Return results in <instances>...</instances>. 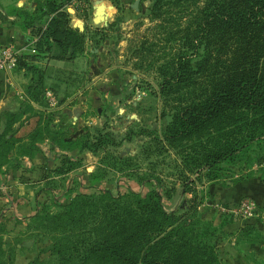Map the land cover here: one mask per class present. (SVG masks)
Returning a JSON list of instances; mask_svg holds the SVG:
<instances>
[{
  "label": "trees",
  "instance_id": "16d2710c",
  "mask_svg": "<svg viewBox=\"0 0 264 264\" xmlns=\"http://www.w3.org/2000/svg\"><path fill=\"white\" fill-rule=\"evenodd\" d=\"M40 1L24 24L38 35L36 50L55 47L56 58L73 59L82 52L84 37L69 26L63 9L72 0ZM172 8L191 12L187 26L178 28L188 53L177 51L157 68L158 97L172 109L171 120L162 130L163 141L173 149H190L187 155L197 170L212 168L264 137V0H150V18L161 20L158 26L167 34L165 42L175 38L172 29L163 27L172 23L166 18ZM21 14L26 18V12ZM37 57L18 55L14 69L28 66L26 60ZM5 116L0 145L8 150L12 140L4 136L20 116L7 112ZM51 139L66 150L86 149L98 155L106 148L103 135L80 142L53 131ZM77 165L63 157L55 172ZM105 172L102 165L91 173L89 186L104 178ZM229 191L231 196L220 198L223 204L249 198L264 207L261 184L243 180ZM55 207L59 210L52 215L43 212L30 218L52 235L49 252L57 264H217L204 234H195L194 213L177 217L167 212L159 191L81 192ZM2 244L0 235V264H13V252L7 257ZM25 264L42 263L35 257Z\"/></svg>",
  "mask_w": 264,
  "mask_h": 264
},
{
  "label": "rangeland",
  "instance_id": "374dc122",
  "mask_svg": "<svg viewBox=\"0 0 264 264\" xmlns=\"http://www.w3.org/2000/svg\"><path fill=\"white\" fill-rule=\"evenodd\" d=\"M96 1L113 8V21L104 27L109 30L111 39L103 44L102 51L107 54L106 65H113L119 73V82L106 89L107 95L101 101L92 102L88 114L95 122L87 125L80 121L78 126L72 125V131L78 133L75 138L80 142L96 140L99 135L105 137L106 148L99 151L97 158L106 168V175L98 178L92 187L86 182L85 186L63 188L76 193H99L101 189L114 194L159 191L167 212L177 217L194 213L195 234H204L211 248L209 254L217 264H261L264 260V207H257L249 198L235 206L223 204L220 198L224 194L231 196L229 187L243 180L264 188V137L218 165L200 170L188 156L192 153L190 149H173L163 141L162 130L171 120L172 109L164 106L158 97L161 77L157 68L177 51L188 53L183 45V33L178 28L187 26L191 9L172 8L166 12V18L172 23L163 27L172 29L175 38L165 42L167 34L158 26L161 20L150 18V0H139L138 10L131 8L135 0ZM123 100L130 102L121 106L122 114H117L118 101ZM132 101L137 106H133ZM56 193L61 197L62 192ZM51 199L33 217L58 212L59 208L52 206ZM30 219L23 225L20 223L24 229L21 236L6 240L7 257L13 252V264H19L24 261L16 262L17 256L30 251L42 264H57L55 256L49 252L52 235L41 228L38 221ZM10 241L17 243L18 248L10 247Z\"/></svg>",
  "mask_w": 264,
  "mask_h": 264
},
{
  "label": "crops",
  "instance_id": "0c3cea01",
  "mask_svg": "<svg viewBox=\"0 0 264 264\" xmlns=\"http://www.w3.org/2000/svg\"><path fill=\"white\" fill-rule=\"evenodd\" d=\"M40 3V0H0V46L12 44L20 54L38 55L25 62L29 67H36L34 71L28 66H20L13 70L11 77L0 73V133L7 120L6 112L20 116L4 136L5 140H12V145L8 150L0 145V227L3 228L0 235L3 248L8 238L14 240L15 236H21L24 231L21 224L40 211L51 197L55 207L56 203H63L75 195V191L63 186H84L88 176L102 166L97 154L86 149H63L52 141L51 134L57 131L67 133L71 139L77 137L72 125L78 126L80 121L93 124L95 120L88 114L90 106L105 98L106 89L119 82V73L113 65H106L107 54L102 51L103 44L111 39L109 30L104 27L113 21V8L103 4L106 19L95 23L99 5L96 0H72L64 6L69 26L84 37L82 52L65 60L55 57L58 54L55 47L50 51L36 50L38 35L29 26L24 27ZM22 11L27 13L26 18H23ZM31 47L37 51L35 54L31 53ZM36 91L39 95L33 99ZM129 102L118 101L117 114H122L121 106ZM131 103L137 106L134 101ZM2 141L3 138L0 144ZM63 157L78 162V165L64 173L55 172ZM59 191L61 197L56 193ZM27 244L23 243L24 246ZM8 245L18 248V244L12 241ZM32 258L29 251L19 254L16 262L20 259L24 262L19 264H25Z\"/></svg>",
  "mask_w": 264,
  "mask_h": 264
},
{
  "label": "built area",
  "instance_id": "2783aa9c",
  "mask_svg": "<svg viewBox=\"0 0 264 264\" xmlns=\"http://www.w3.org/2000/svg\"><path fill=\"white\" fill-rule=\"evenodd\" d=\"M30 51L31 53H34V54L37 52L33 47H31ZM18 55H20V53L19 51L15 49L14 45L8 44V45L0 46V73H4L7 76L11 77L12 72L17 64ZM240 203H242V201L237 204H240ZM237 204H232V205L235 206ZM253 204L255 203L253 202ZM221 206H222V203L219 207L221 208Z\"/></svg>",
  "mask_w": 264,
  "mask_h": 264
},
{
  "label": "water",
  "instance_id": "95a60500",
  "mask_svg": "<svg viewBox=\"0 0 264 264\" xmlns=\"http://www.w3.org/2000/svg\"><path fill=\"white\" fill-rule=\"evenodd\" d=\"M138 4H139V0H135V2L131 5V8L138 10ZM105 19H106V13L104 11V7L103 5H98L96 8L94 22L99 23L101 21H104Z\"/></svg>",
  "mask_w": 264,
  "mask_h": 264
}]
</instances>
